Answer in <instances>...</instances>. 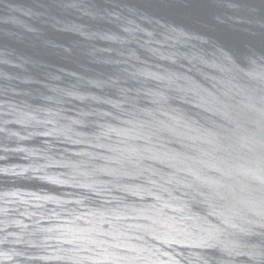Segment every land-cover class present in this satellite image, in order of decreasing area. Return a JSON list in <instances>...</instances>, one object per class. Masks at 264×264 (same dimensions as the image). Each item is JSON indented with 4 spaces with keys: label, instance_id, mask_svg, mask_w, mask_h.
Returning <instances> with one entry per match:
<instances>
[{
    "label": "water",
    "instance_id": "1",
    "mask_svg": "<svg viewBox=\"0 0 264 264\" xmlns=\"http://www.w3.org/2000/svg\"><path fill=\"white\" fill-rule=\"evenodd\" d=\"M0 264H264V0H0Z\"/></svg>",
    "mask_w": 264,
    "mask_h": 264
}]
</instances>
